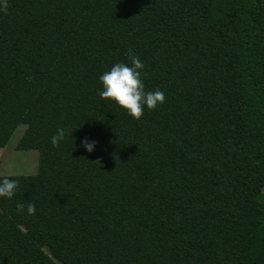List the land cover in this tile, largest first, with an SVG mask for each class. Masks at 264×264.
Returning a JSON list of instances; mask_svg holds the SVG:
<instances>
[{"label": "trees", "instance_id": "obj_1", "mask_svg": "<svg viewBox=\"0 0 264 264\" xmlns=\"http://www.w3.org/2000/svg\"><path fill=\"white\" fill-rule=\"evenodd\" d=\"M5 3L0 147L24 124L39 161L0 175V264H264V0ZM129 51L139 120L98 95Z\"/></svg>", "mask_w": 264, "mask_h": 264}, {"label": "clouds", "instance_id": "obj_2", "mask_svg": "<svg viewBox=\"0 0 264 264\" xmlns=\"http://www.w3.org/2000/svg\"><path fill=\"white\" fill-rule=\"evenodd\" d=\"M6 9L5 0H0V10ZM144 65L138 56L131 51L127 53V62H115L111 67L101 73L98 80L101 84L98 95L121 107L127 116L133 120H139L144 109L153 110L164 102V94L159 90L145 91L142 70ZM65 131L56 129V133L50 137V143L56 147L63 141ZM96 141L87 136L81 138L78 147H82L87 153L95 150ZM18 184L16 179L0 178V198L12 199L16 193ZM16 210L33 215L36 211L31 202L17 203Z\"/></svg>", "mask_w": 264, "mask_h": 264}, {"label": "rangeland", "instance_id": "obj_3", "mask_svg": "<svg viewBox=\"0 0 264 264\" xmlns=\"http://www.w3.org/2000/svg\"><path fill=\"white\" fill-rule=\"evenodd\" d=\"M20 125L10 142L0 147V175L5 174H33L37 171L39 152L35 149L23 150L17 148V142L25 130Z\"/></svg>", "mask_w": 264, "mask_h": 264}]
</instances>
